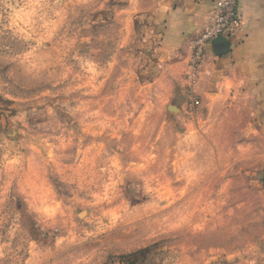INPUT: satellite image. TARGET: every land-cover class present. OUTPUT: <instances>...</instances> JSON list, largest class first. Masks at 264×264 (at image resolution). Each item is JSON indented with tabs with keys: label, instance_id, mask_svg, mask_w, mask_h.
Returning <instances> with one entry per match:
<instances>
[{
	"label": "rangeland",
	"instance_id": "1",
	"mask_svg": "<svg viewBox=\"0 0 264 264\" xmlns=\"http://www.w3.org/2000/svg\"><path fill=\"white\" fill-rule=\"evenodd\" d=\"M6 2L0 264H51L61 240L68 264H264V83L209 62L190 80L137 53L100 85L102 34L126 3ZM39 91L62 99L48 123Z\"/></svg>",
	"mask_w": 264,
	"mask_h": 264
},
{
	"label": "clouds",
	"instance_id": "2",
	"mask_svg": "<svg viewBox=\"0 0 264 264\" xmlns=\"http://www.w3.org/2000/svg\"><path fill=\"white\" fill-rule=\"evenodd\" d=\"M90 4L94 13L112 11L108 8L111 0H82ZM127 7L114 11V16L109 17L112 21L107 25V32L102 36L107 37V49H101L106 57L103 66H98L99 81L102 85L109 76H115L120 71L116 57L129 55L145 59V63L155 61V67H172L188 69L190 80H195L191 75L189 65L197 64L205 70L200 73V81H204L211 73L205 68L209 55H214L218 61H222L215 55L216 45L212 37L224 35L231 37L232 28L244 29L241 18L231 25L224 19V13H218L197 3V0H121ZM7 9L6 0H0ZM241 11V17L243 9ZM101 22H104L101 18ZM219 27V31H218ZM213 50L209 53V50ZM150 54V56H149ZM221 68L223 64L219 65ZM115 69V71H114ZM58 92L50 93L39 91L33 97L34 103L39 107L45 123L55 120L61 109L62 99H55ZM66 106V105H65ZM55 109V111H54ZM35 111V108H32ZM3 204V201H0ZM2 220V218H0ZM30 222V217H25ZM12 223L16 221L13 219ZM2 226V225H0ZM15 230V229H14ZM27 242V241H26ZM63 241L48 248L46 255L51 258V264H68V257L63 254L61 244ZM31 246V245H30ZM4 255L0 249V258ZM79 264V262H74Z\"/></svg>",
	"mask_w": 264,
	"mask_h": 264
},
{
	"label": "crops",
	"instance_id": "3",
	"mask_svg": "<svg viewBox=\"0 0 264 264\" xmlns=\"http://www.w3.org/2000/svg\"><path fill=\"white\" fill-rule=\"evenodd\" d=\"M215 1L197 0V3L216 10ZM241 9L244 10L242 17ZM240 18L242 27H246L233 28L231 37L224 38L228 46L227 53L218 55L215 52L222 61H218L214 55L210 54L208 62L221 77L231 75L232 71H239L245 75L247 81L254 84L264 83V0H237L235 22ZM212 51L210 49L209 53ZM220 64H223L222 68Z\"/></svg>",
	"mask_w": 264,
	"mask_h": 264
},
{
	"label": "built area",
	"instance_id": "4",
	"mask_svg": "<svg viewBox=\"0 0 264 264\" xmlns=\"http://www.w3.org/2000/svg\"><path fill=\"white\" fill-rule=\"evenodd\" d=\"M237 0H216L215 1V9L218 13H224V19L231 25L235 22V8H236ZM233 29V28H232ZM219 31V27H218ZM226 38L228 36L224 35L222 31L219 32V35H215L212 37L213 40L218 38Z\"/></svg>",
	"mask_w": 264,
	"mask_h": 264
},
{
	"label": "water",
	"instance_id": "5",
	"mask_svg": "<svg viewBox=\"0 0 264 264\" xmlns=\"http://www.w3.org/2000/svg\"><path fill=\"white\" fill-rule=\"evenodd\" d=\"M214 44L216 45L215 52L218 55L227 53L228 46L224 38H218L215 40Z\"/></svg>",
	"mask_w": 264,
	"mask_h": 264
}]
</instances>
